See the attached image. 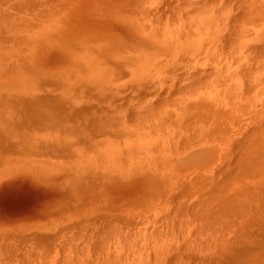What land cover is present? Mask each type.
Returning a JSON list of instances; mask_svg holds the SVG:
<instances>
[{
  "label": "bare ground",
  "instance_id": "obj_1",
  "mask_svg": "<svg viewBox=\"0 0 264 264\" xmlns=\"http://www.w3.org/2000/svg\"><path fill=\"white\" fill-rule=\"evenodd\" d=\"M15 1L20 3H18V9L21 8L22 12L24 9L32 16L37 14L35 18L40 14L38 19L43 16L42 12L46 11L47 3L51 8L57 5V0H54L55 4L51 2L54 4L52 6H49L47 0L46 4L45 0L43 1L45 6L40 0V2L33 0V4L36 2L34 7L29 6L32 1L27 4L24 3L26 0ZM15 1L12 0V2ZM37 2H39L38 5ZM123 2L121 9L124 12L121 10L120 13L126 14L127 10L125 12V2ZM0 3L2 5H0V28L5 29L0 34V100H7L4 104L3 101L0 103V174L5 175V171L17 167L16 170L25 171V175L31 178L49 181L51 179V184L60 185L63 188L61 200L66 197L65 201H60V207L63 211L65 208L71 209L70 212L65 211L60 214L58 219L51 218L52 220L48 219L49 221L32 223L27 227L26 233L18 236L15 242L9 241L8 246L5 245L4 238L0 237V264H35L36 258L43 259L44 264H264V0H165L160 7H155V11L151 12L156 16V22L152 15L150 23L146 24L144 21L140 23L142 22L140 21L141 25L137 29V44H128V47L122 44L121 47L125 48L122 49L123 51L120 50L122 53L116 52L119 47L112 44L109 51L97 49L96 53L93 51L94 54L90 48L84 50V47H80V51L77 48L79 55L83 56L82 53H84L86 62L90 59V55H86L87 52L99 62L102 59L105 62L107 59L119 61L120 57H127V53H133L141 60L150 52L149 50L153 49L150 47H154L156 56L164 57L167 54L174 58L177 56L175 59L178 58L179 62L182 61L179 56L184 58L186 55L197 52L209 55L206 61L213 59L212 62L208 61L209 65L206 62L207 66L205 65L203 69L196 66L199 69L194 71L193 68L191 71L184 70L188 65L185 66L183 63V68L178 64L179 69H182L178 72V67L175 68L174 63L172 68L177 71L173 72L171 69V79H164L161 76L159 81L154 79L156 83L155 81L153 83V80L150 81L152 83H148L149 80L147 83L145 80L141 82L139 79V83L131 84L126 89L122 88L124 90L119 92L116 89L113 93H111L113 90L104 91V93V88L101 85L99 88L98 83L89 89L93 91L90 96L97 95V102L93 97L95 104L92 102L86 104L84 101L81 103L82 107L79 106V102L84 97L78 102L79 98L76 94H79V97L86 95L83 91L86 87H73L72 85H76L73 81L76 83L81 81L76 70L62 68L49 71L45 68V71H41L42 74L45 72L44 75L54 73V75L57 74L56 77H61L59 83L56 81L58 84L53 80L55 85L50 84L48 87L59 86L53 87V92H50L47 87L49 91L44 97L41 94L42 97L37 96L38 102L27 104L25 101L24 103L25 98H21L24 93L28 97L29 92L26 89H29L30 85L31 88L35 85L36 89L38 86L30 80L24 82L25 79L23 80L20 75L21 69L23 73L24 71L26 73L40 71V68H37L38 63L33 61L36 63L34 67L35 65L32 66L28 60L31 53L34 54L33 49L37 41L32 42L35 39L32 40L31 36L29 38L32 40L31 43L26 40L27 34L34 36V30L31 27L33 31L28 28V33H25L28 29L23 32L22 24L28 22V18L25 23H22L25 17L17 18L16 13L8 16L3 12L8 0H0ZM117 4L121 6V3ZM117 4H114L113 8L117 9ZM27 5L33 10L40 6L37 10L41 13L28 10ZM132 5L129 7L126 4L125 8L132 9ZM41 6L45 10L42 11ZM54 7L52 9L56 11L51 10V12L49 8L47 9L50 11H46L48 15L60 13L61 10L58 12V9L62 8V4L59 8L56 6L58 9ZM102 7H100L101 10ZM11 9L13 6L10 3L8 11ZM104 9L102 12L106 13L107 10L104 11ZM116 9L107 12L111 14ZM74 10L71 16L75 15V18L79 20L78 17L81 14H77V11L73 14ZM139 12L135 13L139 15L138 18ZM127 14L130 13L127 12ZM101 15L100 18L103 19ZM142 15L143 12H141ZM54 16L57 15L52 17ZM131 16L134 14L132 13ZM144 16L142 17L146 18V15ZM142 17H140L141 20ZM41 18L40 22L42 21L44 26L38 23L36 29L39 28L42 32L46 30L42 28L47 25L43 21L44 17ZM57 19L59 21L61 18ZM62 19H65L63 22L68 24L69 18L64 16ZM127 19L130 20L131 17ZM59 23L61 21L55 24L54 28L57 25L59 27L66 25H59ZM70 23L69 26L72 25ZM6 24L9 25L5 28ZM50 24L48 27L52 26ZM40 25L43 27H39ZM64 28L62 30H66ZM66 28L68 29V26ZM50 30L49 33L52 31ZM62 30L58 32L57 29V32L61 33ZM41 32L38 30L40 35ZM46 32L44 34H49ZM57 32L54 35L55 41L52 43L58 41L59 44L61 41L57 39L58 37L65 43H62L63 47L60 46L63 52L66 53L67 49L64 48L67 44H70L69 49L73 46L72 48L76 50L73 41L64 42L63 38L56 35ZM70 35L73 33L71 32ZM67 36L64 38L67 39L69 37ZM109 36L105 38L104 43L108 40L110 43V38L117 37ZM45 40L48 41L47 38ZM22 41L26 43L25 48L21 46ZM28 43L33 44V48ZM58 44H55L57 48ZM23 48L26 54L29 49L27 55L23 54ZM38 54L35 55L42 58L43 54ZM199 56H197L198 60L202 58ZM23 57L25 60L28 58L27 62L30 65L26 62L23 64L25 61H22ZM239 57H243L244 60H240ZM80 58L77 56L74 59L82 63L83 57ZM149 58L154 64V56L153 59ZM145 60H148L147 57ZM111 61L106 65L111 67L109 65ZM112 62L113 68L115 64L116 68L120 64V62L118 64ZM25 64L28 65V69L25 68ZM97 65L99 67L95 68L100 71V65L103 64L97 63ZM134 65L136 67V64ZM122 66L125 67L124 64ZM230 66L241 70L239 73L242 74L239 75L241 77L244 75L242 77L244 80L234 78L230 79L232 83L226 81ZM30 67H34V70ZM68 67L69 65L66 66ZM118 68H121V64ZM166 69H169L168 64ZM104 70H106L105 67ZM108 70L114 72L112 70L116 69L111 67ZM37 71L35 75H38ZM158 72L162 73L157 70L156 74ZM109 74H106L107 77L104 76L103 79L110 78L112 75ZM28 76L27 78L31 77ZM222 78L226 81L224 83H227L225 84L227 88L229 84L236 90L240 102L242 99L247 101L250 98L252 109L250 111H253V114L252 119L249 120L248 117L247 119L251 121V124L247 127L248 123H246L247 128L245 127L242 134L235 133L243 126L242 124L233 130L234 123V127L231 125L232 127L229 128L232 117L227 122L226 119L224 120L225 117L217 118L211 110V112L207 111L209 116L204 114L207 118L203 116L204 119L206 118V123L203 118L200 119V122L203 120L205 125H197L199 118L195 117L196 114L193 116V121L185 122L184 117L186 118L192 110H201L205 98L214 100L216 96L220 97V89L224 88L223 94L225 90H228ZM97 80L99 82L98 75ZM36 89L33 91L34 94L38 92ZM193 90L198 91H195V94L191 92V95H194L190 100L188 98L186 103L184 101L177 103L182 101L181 94ZM212 90L217 93L211 92ZM33 93L31 94L34 95ZM176 95L178 96L174 97ZM31 97L28 100L34 98L31 99ZM116 97L119 101H116ZM169 98L175 100L177 105L173 102L176 107L168 113L160 103L166 104ZM132 101L136 103L133 108H131ZM214 101L216 103V100ZM124 102L126 105L132 103L129 109L136 117L134 119L140 121L137 125L131 122L135 125L134 128L132 124H126L124 121L125 118L129 120L125 114L127 112L125 107L128 105L124 107L122 105ZM236 103L232 102V105ZM225 104L223 105L226 106ZM122 107L125 111L120 109ZM234 108L235 105L230 106L232 112L228 109L227 113L231 112L233 115ZM204 110L203 107L201 112L203 113ZM124 114L126 117L123 116ZM122 117H125L124 120L121 119ZM116 118L120 120L116 122ZM236 120H238L237 117ZM205 129H209L214 137L212 136V139L206 143L193 146L196 134ZM203 137L206 138V136ZM132 146L137 147L138 151H131ZM210 149L212 151L215 149V155L219 159L217 162H220L216 172H214L215 168L213 170L211 168L214 163L210 165L206 162L201 163L207 158ZM140 150H144L142 153L146 154V157H140L142 154ZM223 150H226L225 159L222 158ZM171 152L173 155L169 154ZM142 158L146 160V165L152 164L158 170L144 169L145 164L142 163ZM191 161L196 162L197 165L188 164ZM137 162L143 165L142 170L134 173L124 171ZM187 167H190L186 171L188 173H179L180 169L185 170ZM73 203L74 205H71ZM147 204H153L154 217L142 220L137 213Z\"/></svg>",
  "mask_w": 264,
  "mask_h": 264
},
{
  "label": "rangeland",
  "instance_id": "obj_2",
  "mask_svg": "<svg viewBox=\"0 0 264 264\" xmlns=\"http://www.w3.org/2000/svg\"><path fill=\"white\" fill-rule=\"evenodd\" d=\"M13 1H15V0H13ZM32 1V3L31 4H33V2L35 1H33V0H29V1H24V3L25 4H27L28 2L30 3ZM37 1V0H36ZM39 1V0H38ZM41 1V3H43V1L44 0H40ZM39 1V2H40ZM58 1H59V3H60V7H61V4H62V8H60V9H58L59 8V6H58ZM61 1V2H60ZM98 1V2H97ZM124 0H57L56 2H57V5H55V7L54 6H52V5H54L56 2L54 1V0H47V2H49V6H52V8L54 7V8H57L58 9V12L60 11V13H56L55 11H56V9H52L51 7H48V3L46 4V0L44 1L45 2V4H46V6H45V4H44V6H45V8H49V10L51 11H53V10H55L54 12L56 13V14H54L53 13V15H57L56 17L54 16V18L52 17L53 15L52 14H50V15H48L49 13H47V12H50V11H48L47 9H46V11H43V10H45V8L43 7L42 8V6H41V9H42V13H43V16H41V17H44V22L46 23V25L47 26H45V27H43L44 26V24L42 23V21L40 22V19H42L41 17H39L40 19H38V16L40 15V14H38V16L35 18V15H37V14H33V16H32V14H29V13H27V12H29V11H26V10H24L23 9V11L24 12H22L20 9H18V7H19V2H17V1H15V2H12V0H8V4L7 5H5L4 6V10H3V12L5 13V14H8V16H10V15H12V14H15L16 13V17L17 18H19V17H25V19H22V20H24V22L22 21V23H25V21H27V19L26 18H28V22H26L25 24H22L23 25V32H25V30H27L28 28H30L32 31H33V33H34V36L33 35H30V34H27L28 35V38L26 39L27 41L29 40V38H30V36H31V39L32 40H34V41H32V40H29L30 41V43H31V41L32 42H36V44H35V49L36 50H38L37 52H36V50L35 49H33V53L34 54H32L31 53V55H30V58L28 59V58H26V60H25V58L23 57L22 58V61H24L23 62V64L26 62V64H28V62H27V59L29 60V62H30V64L32 65V66H34L36 63H38L37 65H38V67L37 68H40V71L38 72L37 70H35V71H37L36 72V74H38V75H35L34 73H35V71H32V72H28V73H26L25 71H24V73H23V71H22V69H21V73H20V75L22 76H20L23 80H24V82L26 81V82H29V80L30 81H32V83H36V84H38V86H36L37 87V89L35 88V85L31 88V85H30V87H29V89H30V91H29V89L27 88L26 89V91L28 90V92H29V94L27 95L28 97H26L25 95V93H24V95H23V97L21 98V99H27V100H25L24 99V103H25V101H27L26 103L27 104H32V103H34V101H37V99L39 100V98L37 97V96H41V95H43V97L45 96V93L47 92V91H49L50 90V92H53L54 90L52 89L53 87H58L59 85H57V86H53V87H48L50 84H53L54 83V81L56 82H58L59 83V79L61 78V77H56V75L57 74H55L54 75V73H46V75H44L45 74V72H44V74H42L43 72H41V71H45V70H47L48 69V71L51 69V70H56L57 68L59 69H67V70H71V69H75L76 70V74L78 75V77L80 78V80L81 81H79L78 83H76L75 81H73L76 85H72L73 87H75V86H85L86 87V89H84L83 91H85V93H86V95L84 94V96H82V97H79V94H76L77 95V97L79 98V100L78 99H76V100H78V102L84 97V99H82L81 100V102H79V106H81V103L82 102H84L85 101V103L87 104V103H93V104H95L94 102H93V97L94 96H90L91 95V92H93V91H90L89 89L91 88V87H94V85L96 86V85H98V83H99V85H98V87L99 88H104L103 89V92L105 91V92H107V91H109L110 92V90L112 91L111 93H113L114 92V90L116 91V89H118V92H119V90L120 91H123L124 89H126V88H128L129 86H131V84L132 85H134V84H136V83H139L140 82V80H141V82H145L146 81V83L148 82L147 80H149V82L148 83H152V82H150V81H152L153 80V83H154V81H155V83H156V80L157 81H159L161 78H164V79H166V78H168V79H171L170 77H171V75H172V71L174 72L175 71V69L174 68H172V67H174V63H175V68H177L178 67V64H179V67L180 66H182V68H183V65L185 64V66H186V64L188 65V66H186V69H184V70H187V71H191L192 70V68H193V71H194V69H196L197 70V68L199 67V68H202L203 69V67L207 64L206 62H212L213 61V59H211L212 61H210V59L209 60H207L206 61V57L207 58H209V55H206V54H202V53H199V52H197V53H192V55H194V57L191 55V54H189V55H186V56H184V58H183V56H179V58L181 57L182 58V61H180L179 62V59L177 58V59H175L174 58V56H169V54H167V55H164V57L163 56H156V52L154 51V47H150V48H153V49H151V50H149L150 52H152V53H154L155 55H153L152 53L151 54H146V56H144L143 58H141V60L139 59V57H137V56H135L133 53H127L128 55H127V57H120L118 60L119 61H116L115 59L114 60H112V61H114V63H116L117 62V64L120 62V64H121V68H118L119 67V65L120 64H118V67L116 68V64H115V68H113V66H112V64H113V62L111 61V59H107V60H110L111 61V63L109 64L111 67H112V69H116V70H112V71H114V72H110V70H108L109 68L111 69V67H109L108 65H106V64H108L110 61H108L107 62V60H106V62H105V60L104 59H102V60H100L101 62H99V61H96V58H93V57H91V54L89 53V52H87L88 54H86V52H85V54L86 55H90V59H89V62H88V60H87V62L85 61L86 60V58L84 57L85 55H84V53H82V55L83 56H81V55H79V51H80V47H84V50H86V49H88V48H90V50H92V53H93V51H94V53H96V51H98L97 49H101V50H106V51H109L108 49H111V44L113 45V46H117V47H119L118 49H117V51L116 52H119V53H122L121 51H123L122 49H125L124 47H128L129 45H135V44H137V36H138V27H139V25H141V24H139V22L140 21H142V22H140V23H144V22H146V24H148L147 22H151L150 21V19L152 18V16H153V19L155 20V17L156 16H154L153 14H151V12H154L155 11V7H160L162 4H163V2L165 1V0H125L124 2H125V4H124V6L125 7H127V6H129V5H131V4H133L132 5V9L131 8H125L124 7V10H125V12H126V10H127V12H129L130 14V16L127 14V12H126V14L125 13H120L121 12V10H122V12H124L123 11V9H121V8H123V4H122V2H123ZM126 1H129L130 2V4H129V2H126ZM17 2V3H16ZM39 2H37V5H38V3ZM51 2H53L52 4H51ZM123 2V3H124ZM154 2V3H153ZM10 3H11V5L13 6V9H11V11H8L9 9H10ZM19 3V4H18ZM117 3H121V6L120 5H118ZM138 4V6H137V4ZM31 4H29V6H35L36 5V2H35V4H33V5H31ZM115 4H117L118 6H116L117 7V9L116 8H113V7H115V5L113 6V5ZM126 4H127V6H126ZM135 4H136V6H135ZM0 5H1V3H0ZM141 5V6H140ZM2 6V5H1ZM28 5H27V7L26 8H28L29 7ZM57 6V7H56ZM102 6H104V7H102ZM139 6L141 7V8H139ZM145 6V7H144ZM148 6V7H147ZM31 7H29L28 8V10H33V9H31ZM39 7L40 6H37V7H35L34 9L35 10H33V12L34 13H36V12H38V13H41L40 12V10H37V8L39 9ZM99 7V8H98ZM100 7H102L103 9L105 8L107 11H110L111 9H113V10H115L116 9V11H118V13H120V14H117V12L116 11H113V12H111V14L109 13V12H107L105 9H104V11H106V13L104 12H102L103 11V9L101 10V8ZM129 7H131V6H129ZM135 7H137V8H135ZM142 8H145V9H142ZM147 8V9H146ZM73 9H75L74 11V13L73 14H75L76 13V11L78 12L77 14H81V16L80 17H78L79 18V20L77 19V18H75V15H73V16H71L72 14V12H73ZM97 9V10H96ZM128 9H129V11H128ZM136 9V10H135ZM19 10V11H18ZM120 10V11H119ZM133 10H134V12H133ZM138 10H140V12L138 11ZM21 11V12H20ZM51 11V12H52ZM31 12V11H30ZM44 12H46V13H44ZM86 12H87V14H86ZM91 12V13H90ZM137 12V14H138V12L140 13V17H142V16H144V15H146V18H143L142 17V20H141V18H140V20H139V18H138V16L139 15H135V13ZM141 12H143V15L141 16ZM26 13V14H25ZM89 13H90V15H92V17L89 15ZM134 14V16H131V14ZM10 14V15H9ZM25 14V15H24ZM76 14V16H79V15H77ZM95 14V15H94ZM103 16H102V15ZM114 14H117V16H114ZM66 17V18H69L67 21V23L68 24H66L65 22H63V20H65V19H62V18H64V16ZM93 15H94V18H93ZM100 15H101V17L103 18V19H101L100 18ZM109 15V17H107ZM110 15H112V17L110 16ZM120 15V16H119ZM125 15V16H124ZM128 15V16H127ZM149 15V16H148ZM152 15V16H151ZM90 16V17H89ZM123 16V17H122ZM150 16H151V18H150ZM61 18V19H59V21H58V19L57 18ZM74 17V18H73ZM97 17V18H96ZM104 17H106V18H104ZM120 17H122L121 19H120ZM129 17V19H130V17H131V21L130 20H128L127 18ZM136 17L138 18V19H136ZM145 17V16H144ZM56 18V19H55ZM70 18H71V20H70ZM73 18V19H72ZM100 18V19H99ZM124 19V20H123ZM152 19V20H153ZM35 20H36V22H35ZM39 22H38V21ZM50 20H52V21H50ZM55 20V21H54ZM69 20L70 21H72L71 23L69 22ZM73 20L75 21V20H77V21H75V22H73ZM134 20V21H133ZM148 20V21H147ZM47 21V22H46ZM48 21H50L49 23H51L50 25H52V26H50V27H48L49 26V23H48ZM60 22L61 21V23H59V25H64V24H66V25H64L65 26V28H64V26L63 27H59L58 25V27L62 30L63 28L64 29H66V30H62L63 32H61V33H58V32H60L61 30L59 29V28H57V26H56V28H54V26H55V24H58V22ZM133 21V22H132ZM144 21V22H143ZM56 22V23H55ZM63 22V23H62ZM136 22V23H135ZM138 22V23H137ZM155 22H156V20H155ZM31 23V24H30ZM38 23H41L43 26V28L41 27V25L39 26V27H41L42 28V30H45V31H42L43 32V34H42V32H41V30L38 28V30H39V32H41V35L38 33V30L36 29V24H38ZM53 23V24H52ZM55 23V24H54ZM69 23L70 24H72V25H70L69 26ZM74 23H75V26H77V27H75L74 26ZM134 23V24H133ZM10 24V23H9ZM9 24H6L4 27L6 28V26H8ZM138 24V25H137ZM21 25V26H22ZM39 25V24H38ZM79 25V26H78ZM134 25H135V27H134ZM143 25V24H142ZM145 25V24H144ZM66 26H68V29L66 28ZM146 26V25H145ZM53 27V29H51ZM70 27V28H69ZM74 29V31H73V29ZM79 27H80V29H79ZM22 28V27H21ZM136 28V29H135ZM37 30V33L35 32L36 30ZM52 31H51V30ZM57 29L59 30L58 32H57ZM82 29V30H81ZM3 30H5L4 28H0V34L1 33H3L4 31ZM49 30L51 31V33H49ZM28 31H29V29L25 32V33H28ZM48 32L49 34H44V32ZM57 32V34L56 35H59V37H61V38H63V41L64 42H67L66 40H68V42L69 43H71L72 41H73V45L76 47V50L75 49H73L72 47H70V49H69V46H70V44H67L68 45V48H67V45L65 46L66 48H64V49H67V51H68V49H69V51L67 52L66 50V53L65 52H63V49H61L60 48V46H64V45H62V39H60V38H58L57 37V39L58 40H60L61 42H59V44L57 43V42H54V43H52L53 41H55L54 39H55V37L56 36H54L55 35V33ZM46 32V33H47ZM71 32L73 33V35H70L69 36V34H71ZM79 32V33H78ZM115 32H117V33H115ZM30 33H32L31 31H30ZM32 33V34H33ZM65 35L64 37H66L67 35L69 36H67L68 38L66 39V38H64L63 36H60V35H63V34ZM69 33V34H68ZM75 33V34H74ZM114 33V34H113ZM36 34V35H35ZM67 34V35H66ZM108 35H113V36H117V37H115V38H110V40H111V42L110 43H108L109 42V40H108V38L110 37H108L107 38V40H108V42H106V43H104L105 41V38L108 36ZM121 36V37H119V36ZM33 36V37H32ZM43 36V37H42ZM81 36V37H80ZM2 37H4V36H2ZM22 39H24L23 37H21ZM45 38H47L48 39V41L47 40H45ZM53 38V39H52ZM39 39V40H38ZM26 40H25V42H26ZM106 40V41H107ZM41 43H40V42ZM47 41V42H46ZM24 41H22L21 42V46H25L26 45V43H25ZM75 42V43H74ZM127 42H129V43H127ZM30 43H28L30 46H32ZM38 43H39V45H38ZM55 44H58V48L56 47V45ZM63 44H65V43H63ZM122 44H124V47H121V46H123ZM129 44V45H128ZM125 45H127V46H125ZM27 47V46H26ZM25 48V47H24ZM24 48L22 49V52H23V54L24 55H27L28 53H29V49H28V53L26 54L25 53V51H24ZM28 48V47H27ZM32 48H33V46H32ZM77 48H79L78 50L79 51H77ZM149 48V49H150ZM71 49H73V50H71ZM35 50V51H34ZM61 50V51H60ZM73 51V53L71 52V51ZM121 50V51H120ZM76 51H77V53H78V55H77V53H76ZM100 52H102V53H104L103 51H100ZM38 53H41L40 55H42L43 54V56H42V58H40V57H37V55H35V54H38ZM81 53V52H80ZM93 53V54H94ZM63 54V55H62ZM131 54V55H130ZM39 55V54H38ZM72 55V56H71ZM73 55H74V58L76 59V57L78 56H80L81 58V60H83L82 61V63H79L78 61H76L74 58H73ZM76 55V56H75ZM200 55V56H199ZM204 55V56H203ZM45 56V57H44ZM153 56H154V64H153V62H152V60L149 58V57H152V59H153ZM156 56V57H155ZM191 56H192V58H191ZM197 56H199V58L202 56V58H200L199 60H198V58H197ZM37 58V59H33V58ZM69 57H71V58H69ZM86 57H89V56H86ZM141 57V56H140ZM146 57H147V59L148 60H145L146 59ZM159 57V58H158ZM161 57H163V58H161ZM167 57V58H166ZM212 56H210V58H211ZM69 58V59H68ZM158 58V59H157ZM186 58H187V60H188V58H189V64H188V62H187V60H186ZM197 58V59H196ZM85 59V60H84ZM149 59L151 60V62L149 61ZM156 59V60H155ZM165 59V60H164ZM239 59L240 60H244V58L243 57H239ZM37 60V61H36ZM43 60V62H41ZM167 60V61H166ZM181 60V59H180ZM185 60V61H184ZM195 60V61H194ZM33 61H35V62H33ZM116 61V62H115ZM145 63H144V62ZM178 61V62H177ZM184 61V62H183ZM190 61H191V63H190ZM85 62V63H84ZM98 64H103L102 66L100 65V71H99V69L97 68V70H96V66H98L99 67V65H97V63ZM105 62V63H104ZM141 62V63H140ZM146 62H148L150 65H147L146 64ZM186 62V63H185ZM202 62V63H201ZM209 62H208V65H209ZM166 63V64H165ZM173 63V64H172ZM184 63V64H183ZM198 63H199V65H198ZM24 65L25 66V68L27 67V69L29 68L28 67V65H30V64H28V65ZM122 64H124L125 65V67L124 66H122ZM134 64H136V67H134L135 65ZM167 64H168V67H169V69H166L167 68ZM181 64V65H180ZM195 64V65H194ZM212 63H210V65H211ZM69 65V67L68 68H66V66H68ZM152 65V66H151ZM166 66V68H163V67H165ZM191 67H190V66ZM23 66V65H22ZM41 66V67H40ZM43 66H46V67H43ZM51 66V67H50ZM52 66H54L55 68H53ZM64 66H65V68H64ZM84 66V67H83ZM131 66V67H130ZM196 66H198V67H196ZM202 66V67H201ZM207 66V65H206ZM34 67H36V65L34 66ZM34 67L33 68H31L30 67V69L32 70H34ZM104 67H105V69L106 70H104ZM154 67H156V68H154ZM171 67V68H170ZM179 67L177 68L179 71L178 72H180V70L182 71V69H179ZM196 67V68H195ZM233 67V66H232ZM239 67V66H238ZM46 68V69H45ZM161 68H163L162 70H161ZM188 68V69H187ZM198 68V69H199ZM209 68V67H208ZM42 69V70H41ZM45 69V70H44ZM171 69H172V71H171ZM174 69V70H173ZM238 69V68H237ZM236 69V67H235V69H233V68H231V66L228 68V71H229V73L227 72V74L228 75H226L227 77H228V80H227V78H225L226 79V81H228V82H230L231 81V83H232V80L234 79V78H238V80H242L243 78V76L244 75H242V77H241V75H239V74H242V73H239V71L241 72V70H237ZM23 70H26V69H24L23 68ZM96 70V71H95ZM132 70V71H131ZM157 70H160V71H162V73L161 72H158V74H156L157 73ZM195 70V71H196ZM201 70V69H200ZM133 71H134V73H133ZM156 71V72H155ZM177 71V70H176ZM175 71V72H176ZM98 72H99V74H98ZM103 72V73H102ZM155 74H154V73ZM169 72V73H168ZM32 73L34 74V75H32ZM108 75L109 73V75L111 76H109L110 78H108V79H103L104 78V76L105 77H107V75ZM144 73V74H143ZM145 73H147V74H145ZM161 73V75H159ZM244 73V72H243ZM42 74V77L40 76ZM53 74V77H51V75ZM133 74V75H132ZM153 74V75H152ZM24 75V76H23ZM29 75V76H28ZM32 75V76H31ZM97 75H98V77H99V82H98V80H97ZM156 75H157V77H156ZM158 75H159V77H158ZM27 76L28 77H30V78H27ZM45 76V77H44ZM149 76H152V77H150L151 78V80H150V78H149ZM161 76H163V77H161ZM166 76V77H165ZM35 77H39V78H35ZM40 77H41V79H40ZM51 77V79H49ZM145 77V78H144ZM154 77V78H153ZM161 77V78H160ZM225 77V76H224ZM56 78V79H55ZM58 78V79H57ZM102 78V79H101ZM137 78V79H136ZM153 78V79H152ZM156 78V80H154ZM159 78V79H158ZM38 79H40V80H38ZM84 79V80H83ZM86 79V80H85ZM136 79V80H135ZM140 79V80H139ZM167 79V80H168ZM223 79V84L225 85V84H227V83H224V82H226V81H224V78H222ZM230 79H232V80H230ZM36 80H38L37 82H36ZM50 80H51V82H50ZM54 80V81H53ZM97 80V81H96ZM100 80H102V81H100ZM142 80H145V81H142ZM244 80V79H243ZM47 83H46V82ZM53 81V82H52ZM134 81H135V83H134ZM56 82V84H58ZM95 82H97V84L95 83ZM168 82H169V80H168ZM196 82H198V79H196ZM31 83V82H30ZM27 84V83H26ZM222 84V85H223ZM27 85H29V84H27ZM53 85H55V84H53ZM100 85H101V87H100ZM200 85H202V84H200ZM88 86H89V88H88ZM40 87V88H39ZM47 87H48V89L49 90H47ZM225 87L227 88V85H225ZM46 89V90H44V89ZM122 88H124V89H122ZM37 90L38 92L36 93V91H35V93L36 94H34L33 93V91L34 90ZM122 89V90H121ZM162 89V88H161ZM161 89H160V91H161ZM228 90H225L226 91V93H225V91H224V94H223V90H224V88H222V89H220V97H218V96H216V98L214 99V100H216V103H215V101L213 100V99H211V98H205V100L203 101L204 102V108H205V110H204V112H206V113H202L201 112V110L203 111V107L201 108V110H199V109H195V110H192V112H190L189 114H188V116L185 118L184 117V119H185V122H188L189 120L190 121H193L194 120V117L193 116H195V114L197 115V116H195V117H197V118H199V121H198V123H197V125L198 124H201V126L204 124L205 125V123H206V118H207V116H204V114H207L208 112L207 111H214V113H215V116L217 117V118H223V117H225L224 118V120L225 121H230V119H231V117L233 118L232 119V122L230 123V127L229 128H231L232 126H233V123L235 124L234 126H235V128L233 129V130H235L236 129V127H238V125H239V127H240V124H242L243 126H241V128H239V129H237L236 130V132L235 133H238V132H240L241 134L243 133V131H244V129H246L250 124H251V121H249L250 120V118L252 117V114H253V111H250V106H251V103H250V98H249V100L247 99V101L246 100H244V99H242L241 100V102H240V99L238 98V96H237V92H236V90H234L233 88H232V85H229L228 84V88H227ZM232 89V90H231ZM44 90V91H43ZM157 90H159V89H157ZM230 90V91H229ZM195 91H198V90H193V91H190V92H186V93H183V94H181L182 96H183V98H182V101L180 102H177V103H182L183 101L186 103L187 102V99L188 100H190V98H192V96L195 94ZM228 91V92H227ZM42 92H44L43 94H42ZM94 92H96V93H98V91H94ZM104 92V93H105ZM172 92H177V91H172ZM191 92H193L194 94H192L191 95ZM211 92H213V93H217L216 91H214V90H212ZM31 93H33L34 95H36V97L34 96V95H32ZM84 93V92H83ZM87 93H89V95L87 94ZM95 93V94H96ZM101 93V92H100ZM128 93V92H127ZM228 93V94H227ZM38 94V95H37ZM41 94V95H40ZM81 94V93H80ZM94 94V93H93ZM92 94V95H93ZM102 94V93H101ZM120 94V93H119ZM189 94V95H188ZM76 95H74L75 97H76ZM83 95V94H82ZM188 97H187V96ZM191 95V96H190ZM261 95H263V94H261ZM32 96V97H31ZM81 96V95H80ZM96 96L97 95H95V97H94V99H95V101L97 102V99L98 98H96ZM173 96V95H172ZM178 95H176V96H174V97H177ZM237 96V97H236ZM30 97H31V99L34 97V98H36V100L33 98L32 100H28V99H30ZM42 97V96H41ZM74 97V98H75ZM85 98H87V99H85ZM148 98H150V97H148ZM151 98H153V97H151ZM155 98V97H154ZM217 98H219V99H217ZM238 98V99H237ZM1 99H2V97H1ZM120 99V98H119ZM12 100V99H11ZM118 100V97H116V101ZM154 101H155V99H153ZM218 100H219V102H218ZM244 100V101H243ZM1 102L0 103H2V101H3V104H4V102L5 101H7V100H4V99H2V100H0ZM29 101V102H28ZM98 101H100V100H98ZM115 101V102H116ZM119 101V100H118ZM136 101V100H135ZM169 101H171V102H169ZM231 101V102H230ZM237 101H239V102H237ZM12 102V101H11ZM15 101L13 100V103H14ZM31 102V103H30ZM38 102V101H37ZM134 101H132V103H133ZM173 102L177 105V103L175 102V100H172V99H170L169 98V100L168 101H166V104L165 103H160V105H162L166 110H167V112L169 113V112H171L172 111V109H174L175 107H176V105L175 104H173ZM230 102V103H229ZM232 102H237L236 104H233L232 105ZM246 102V103H245ZM249 102V103H248ZM85 103H83V104H85ZM132 103H130V104H132ZM173 105H172V104ZM219 103V104H218ZM225 104L226 106H224L223 104ZM10 104V103H9ZM77 104V103H76ZM86 104H85V106H86ZM117 104V103H116ZM125 104V105H124ZM124 104H122L124 107L125 106H127V107H125L126 109V113L125 114H127V119H129V120H126V116H125V114L123 115V116H125V117H122L121 119H123L124 120V118H125V123L127 124H129L130 123V125L133 123V124H135V125H137V123H139L140 121H138V120H136V119H134V118H136V117H134L133 116V112H132V110L131 109H129L130 108V104L128 103L127 105H126V103L124 102ZM134 104H136V103H133L132 104V107L131 108H133L134 106ZM239 104V105H238ZM245 104V105H244ZM11 105V104H10ZM78 105V104H77ZM118 105H119V103H118ZM175 105V106H174ZM228 105V106H227ZM235 105V110H233V113L234 114H236V115H234V116H236L237 117V119L238 120H236V117H234L233 115H231L232 113V111L230 110V106L232 107V106H234ZM248 105V106H247ZM11 106H14V105H11ZM83 106V105H82ZM81 106V107H82ZM174 106V107H173ZM1 107V106H0ZM88 107H89V105H88ZM124 107H122V108H120V109H122V110H124ZM242 107L244 108V109H242ZM2 108H3V106H2ZM7 108L9 109V107L7 106ZM87 108V107H86ZM11 109V108H10ZM13 109V108H12ZM228 109L231 111H229L230 112V114L229 113H227V111H228ZM249 109V110H248ZM124 110V111H125ZM252 110V109H251ZM210 111V112H211ZM246 114H245V113ZM201 114H203V115H201ZM241 114H242V116H241ZM245 114V115H244ZM170 115H171V113H170ZM200 115V116H199ZM208 116H209V114H207ZM244 115V116H243ZM199 116V117H198ZM203 116L204 117H206L205 119L203 118ZM174 118L176 117V116H173ZM172 117V118H173ZM190 117V118H189ZM239 117V118H238ZM241 117V118H240ZM243 117V118H242ZM245 117V118H244ZM247 117H248V119H247ZM197 118H195V119H197ZM201 118H203L204 119V122H200V119ZM210 118V117H209ZM208 118V119H209ZM134 119V120H133ZM193 119V120H192ZM252 119V118H251ZM118 120H120V119H118V118H116L115 119V121L117 122ZM188 120V121H187ZM127 121V122H126ZM227 121V122H228ZM132 122V123H131ZM246 123H248L247 124V127H246ZM131 125L132 127L134 126L135 127V125ZM224 124H226V123H224ZM227 124H229V123H227ZM226 124V125H227ZM237 124V125H236ZM232 125V126H231ZM127 126V125H126ZM131 126H130V130H131ZM195 126H196V124H195ZM199 126V125H198ZM233 126V127H234ZM133 127V128H134ZM246 127V128H245ZM127 128V127H126ZM129 128V127H128ZM226 128H228V126L226 127ZM197 132V131H196ZM230 132V131H229ZM239 133V134H240ZM131 136H133V137H136V135H131ZM203 136H206V138H204ZM212 136L214 137V135L211 133V132H209V129H205V130H200V132H198L197 134H196V140H194L193 141V146L194 145H198V144H203V143H206V142H208L210 139H212ZM195 143V144H194ZM138 146V145H137ZM133 148H131V151H138V148L136 149V148H134V146H132ZM133 149V150H132ZM141 151V150H140ZM144 151V150H143ZM143 151H141V153L143 152ZM216 151H215V149L212 151L211 149L209 150V152H208V156H207V158L205 159V160H203L201 163H209L208 165H210V164H212V163H214V164H212V166H211V168H212V170L215 168V170H214V172H216V171H218V168H217V166H218V164L220 163V162H217V161H219V159H217V156L215 155L216 153H215ZM226 152V150L224 151L223 150V154ZM134 153V152H133ZM146 153V152H145ZM169 154H171V155H173V152H171V153H169ZM223 154L221 155V156H223ZM132 155V154H131ZM130 155V156H131ZM129 156V157H130ZM216 156V157H215ZM140 157H146V154L144 155L143 153L140 155ZM142 158V163H146L145 161L146 160H144ZM215 158L217 159V160H215ZM219 158H220V156H219ZM223 159H225V154H224V156L222 157ZM133 160H135V159H133ZM221 162L222 161H224V160H220ZM141 163L140 162H137V163H135V164H132V165H130V168H128V169H126V170H124V171H126L127 173L128 172H131V173H134V172H136V171H139V170H142L143 168H142V166L143 165H140ZM148 164V163H147ZM188 164H192V165H197V163L196 162H192L191 161V163H188ZM16 168L17 167H13L11 170H8L7 172L5 171V175H3V174H0V237H2V238H4V241H5V245L6 246H8V242L9 241H14L15 239H17L18 238V236H20L21 234H23V233H26L27 232V227L28 226H30L32 223H34V222H44V221H47L48 219L50 220L51 218H53V219H58V217H59V215L60 214H62V213H64L65 211H67V212H70V210L71 209H67V208H65L64 209V211L62 210V208L60 207V201H65V198L66 197H64L62 200H61V197H62V193H61V191H63V188L60 186V185H53V184H51V182H52V180L50 179V181L49 180H43L42 178L40 179V178H31V177H29L28 175H25V171H23V170H16ZM145 168H150V169H155V170H158L157 169V167L156 166H153L152 164H150V165H144V169ZM165 168H167V169H171V170H173V169H175L174 167H165ZM190 169V167H187L185 170H179V173H188V172H186L187 170H189ZM110 170H113L114 171V169H110ZM120 169H118V171H119ZM120 172V171H119ZM141 172H143V171H141ZM175 173H177L176 171H175ZM208 173H209V171H208ZM25 177V178H24ZM26 177H28V178H26ZM47 181V182H46ZM60 184V183H59ZM62 185V184H61ZM100 189V188H99ZM102 189V188H101ZM75 203V202H74ZM74 203L73 204H71V205H74ZM154 211H153V204H147V205H145V207L142 209V210H140L139 211V213H137V215L142 219V220H146V219H151V218H153L154 217V213H153ZM137 216V217H138ZM136 217V218H137ZM48 220V221H49ZM52 220V219H51ZM14 226V227H13ZM15 242V241H14ZM18 241H16V243H17ZM18 243H20V244H22L21 242H18ZM18 247H21V245H18ZM51 255V254H50ZM34 263L35 264H44V262H43V259H38V258H36V261H34Z\"/></svg>",
  "mask_w": 264,
  "mask_h": 264
}]
</instances>
